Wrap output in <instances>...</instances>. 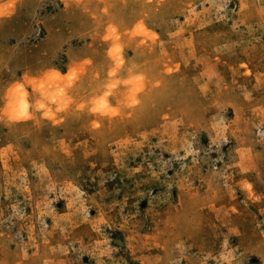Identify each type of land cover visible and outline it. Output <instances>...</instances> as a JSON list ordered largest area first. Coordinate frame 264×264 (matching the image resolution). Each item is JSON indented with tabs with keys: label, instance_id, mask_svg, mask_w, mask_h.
<instances>
[{
	"label": "rangeland",
	"instance_id": "obj_1",
	"mask_svg": "<svg viewBox=\"0 0 264 264\" xmlns=\"http://www.w3.org/2000/svg\"><path fill=\"white\" fill-rule=\"evenodd\" d=\"M9 2L0 264H264V0Z\"/></svg>",
	"mask_w": 264,
	"mask_h": 264
},
{
	"label": "clouds",
	"instance_id": "obj_2",
	"mask_svg": "<svg viewBox=\"0 0 264 264\" xmlns=\"http://www.w3.org/2000/svg\"><path fill=\"white\" fill-rule=\"evenodd\" d=\"M15 2H16V0H10V2L7 5H5V12H7V9L13 8L15 6ZM136 103H138V101L135 99V97L133 95L129 100V107L135 105ZM94 111H96V109H94ZM112 114H114V110H113ZM11 118L12 119H19V118H21V116L20 115H12Z\"/></svg>",
	"mask_w": 264,
	"mask_h": 264
},
{
	"label": "snow or ice",
	"instance_id": "obj_3",
	"mask_svg": "<svg viewBox=\"0 0 264 264\" xmlns=\"http://www.w3.org/2000/svg\"><path fill=\"white\" fill-rule=\"evenodd\" d=\"M41 107H43V105H41ZM19 115H20V116H23V115H24V113H23V112H21Z\"/></svg>",
	"mask_w": 264,
	"mask_h": 264
}]
</instances>
